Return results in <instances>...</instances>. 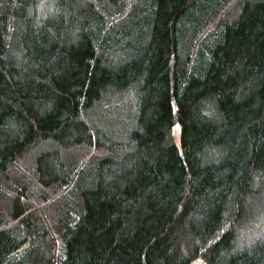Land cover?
I'll return each mask as SVG.
<instances>
[{
	"label": "trees",
	"instance_id": "1",
	"mask_svg": "<svg viewBox=\"0 0 264 264\" xmlns=\"http://www.w3.org/2000/svg\"><path fill=\"white\" fill-rule=\"evenodd\" d=\"M117 1L0 0V264H264V0Z\"/></svg>",
	"mask_w": 264,
	"mask_h": 264
},
{
	"label": "rangeland",
	"instance_id": "2",
	"mask_svg": "<svg viewBox=\"0 0 264 264\" xmlns=\"http://www.w3.org/2000/svg\"><path fill=\"white\" fill-rule=\"evenodd\" d=\"M118 2H122V0H118L116 3H114V6L117 5ZM105 3L108 4L106 1ZM120 12L125 14V12L122 10H120ZM110 49L109 57L112 62H118L122 59H125L130 55V50H132L128 47H111ZM136 100L137 96L135 94L130 95L125 93L116 94V96H113L111 99L109 97L104 99L101 105H99L98 113H92V115H94V121L96 125L103 126L104 124H107V128L115 134H123L127 130L129 131L131 128H129L131 117L127 113V108L129 106L133 107ZM126 136L127 135L125 133L123 137L125 138Z\"/></svg>",
	"mask_w": 264,
	"mask_h": 264
},
{
	"label": "bare ground",
	"instance_id": "3",
	"mask_svg": "<svg viewBox=\"0 0 264 264\" xmlns=\"http://www.w3.org/2000/svg\"><path fill=\"white\" fill-rule=\"evenodd\" d=\"M238 233H239V235L241 236L242 233H243V230H239Z\"/></svg>",
	"mask_w": 264,
	"mask_h": 264
},
{
	"label": "water",
	"instance_id": "4",
	"mask_svg": "<svg viewBox=\"0 0 264 264\" xmlns=\"http://www.w3.org/2000/svg\"><path fill=\"white\" fill-rule=\"evenodd\" d=\"M178 128V124H176V127H175V129H177Z\"/></svg>",
	"mask_w": 264,
	"mask_h": 264
}]
</instances>
